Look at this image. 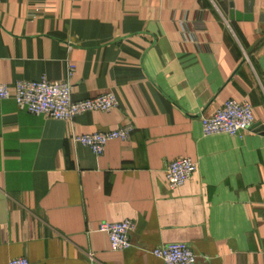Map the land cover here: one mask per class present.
<instances>
[{"label":"crops","instance_id":"obj_1","mask_svg":"<svg viewBox=\"0 0 264 264\" xmlns=\"http://www.w3.org/2000/svg\"><path fill=\"white\" fill-rule=\"evenodd\" d=\"M41 78L118 108L60 121L0 101V264H164L150 251L170 243L196 264H264V0H0V84ZM230 99L251 130L204 136ZM125 125L101 156L70 140ZM184 157L196 171L169 189ZM123 220L132 245L114 252L97 228Z\"/></svg>","mask_w":264,"mask_h":264},{"label":"built area","instance_id":"obj_2","mask_svg":"<svg viewBox=\"0 0 264 264\" xmlns=\"http://www.w3.org/2000/svg\"><path fill=\"white\" fill-rule=\"evenodd\" d=\"M229 1V0H225ZM73 67L69 66V73ZM11 99L16 107L32 115H42L60 121H70L87 112H109L118 108L112 92L85 99H72V86L68 81H50L41 78L37 81L18 80L12 87L0 84V101ZM201 131L204 136L228 135L241 137L249 132L254 123L252 106L247 101L227 100L209 117H200ZM133 130L132 125L110 131L70 137L73 145L87 148L93 155L101 156L105 146L111 141H127ZM196 171V164L190 158H180L169 162L164 172L169 189L183 186ZM133 222L123 220L116 223L102 222L97 231L104 234L110 249L121 252L131 247L130 233ZM150 254L164 264H196V257L184 243H170L153 248ZM7 264H28L24 257L13 258Z\"/></svg>","mask_w":264,"mask_h":264},{"label":"water","instance_id":"obj_3","mask_svg":"<svg viewBox=\"0 0 264 264\" xmlns=\"http://www.w3.org/2000/svg\"><path fill=\"white\" fill-rule=\"evenodd\" d=\"M231 8H232V4H230ZM229 19L230 20H237V21H240V20H250L251 17L249 15H242L238 12H234V10H231L230 11V16H229Z\"/></svg>","mask_w":264,"mask_h":264}]
</instances>
